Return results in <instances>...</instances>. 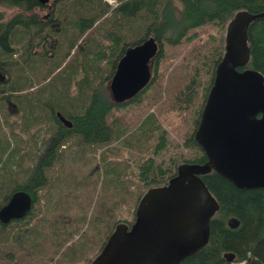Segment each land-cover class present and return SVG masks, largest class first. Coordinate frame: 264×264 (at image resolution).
Masks as SVG:
<instances>
[{
	"label": "trees",
	"instance_id": "1",
	"mask_svg": "<svg viewBox=\"0 0 264 264\" xmlns=\"http://www.w3.org/2000/svg\"><path fill=\"white\" fill-rule=\"evenodd\" d=\"M59 1L63 2L56 15L59 24L68 11H75L69 21L72 30L59 31L56 25H50L52 17L39 16L35 11L41 6L38 0H0V7L19 8L7 17L0 8V68L8 72V77L0 81V119L8 125L5 129L0 124V206L19 189L28 191L34 201L24 217L0 221V264H75L87 254L95 255L116 223L129 221L119 219L117 213L135 195V183L139 199L148 187L163 184L174 175L178 163L206 160L193 133L215 65L224 50L225 26L238 9L255 12L264 8V0L56 3ZM134 22L138 27L131 31ZM103 23L107 26L102 40L87 51L89 69L81 62L82 76L75 75L72 65L71 72L58 77V86L69 98L70 111L51 93L53 101L60 105L58 109L71 120L70 127L62 123L52 104L48 114H42L37 110L36 98L23 99L22 91L48 80L62 63L60 59L53 67L44 65V73L18 72L19 60L7 59L14 52V45H20L23 56L42 52L50 63L53 58L44 48L67 57L84 40L90 41V34H95L96 27ZM205 23L214 28L207 35L208 46L198 56L195 69L172 105L178 111H192L191 125L181 137V144L189 149L188 155L175 150L167 155L168 132L154 111L139 115L131 124L126 111L107 121L112 109L137 107L148 96L160 98L164 74L161 64L167 54L164 46L193 40L198 35L196 28ZM150 35L159 42V49L151 59L149 82L129 99L115 102L107 79L125 48ZM248 39V65L264 74V16L250 23ZM35 46H40V50ZM86 47L85 43L83 51ZM106 71L108 74L102 76ZM23 105L27 109L20 108ZM15 107L22 110L19 128L12 116ZM70 137H74L71 144L61 148ZM55 162L70 165L60 177L58 172L55 174L56 183L46 174ZM78 163L86 169L76 166ZM200 176L219 208L211 218L207 243L179 264H264V188H239L214 170ZM231 216L239 219L237 227L228 226ZM229 251L235 253L231 261L223 255Z\"/></svg>",
	"mask_w": 264,
	"mask_h": 264
},
{
	"label": "water",
	"instance_id": "2",
	"mask_svg": "<svg viewBox=\"0 0 264 264\" xmlns=\"http://www.w3.org/2000/svg\"><path fill=\"white\" fill-rule=\"evenodd\" d=\"M263 16L264 8L238 9L225 26L224 50L193 133L206 160L182 161L165 183L148 187L138 200L132 223H116L90 264H179L204 246L219 205L201 174L214 170L239 188H264V74L248 65V28ZM158 49L152 35L125 48L108 85L115 102L147 85ZM5 78L0 69V81ZM56 114L66 125L72 124L60 110ZM33 203L28 191H14L0 206V221L24 217ZM239 222L235 216L227 219L232 228ZM223 255L231 261L235 253Z\"/></svg>",
	"mask_w": 264,
	"mask_h": 264
},
{
	"label": "rangeland",
	"instance_id": "3",
	"mask_svg": "<svg viewBox=\"0 0 264 264\" xmlns=\"http://www.w3.org/2000/svg\"><path fill=\"white\" fill-rule=\"evenodd\" d=\"M62 5L63 2L61 1L52 5L53 9L55 7V13L59 11ZM0 8L3 11L4 17L13 14L19 9L18 7L15 6H5V5H2ZM49 9L50 8L48 7V5L44 4L43 6L42 5L39 6L35 11L38 13L39 16L42 17L44 14L48 13ZM74 14L75 11L72 10L68 11L67 14L64 16V21H62L58 25V27L60 26L72 30V25L69 21L74 16ZM106 26L107 23H103L98 27H96L97 29L96 33L90 34V41L84 40L80 44V46L76 47V50L72 49L71 53L67 57L63 56L62 53L55 54V52H52L49 48H44L43 51H45L49 57L53 58V61H51L50 63L46 62V58H45L46 56L42 55V52L40 53V55L42 56H40L39 54H33L31 56H27L24 53L23 54L25 56H23L20 45L19 44L14 45L16 48L11 55L7 56V59L19 60L20 67L18 68V72L25 73L28 75H31L33 72L44 73L46 71V67H44V65H46L47 67L48 66L53 67L55 61H58L60 59L62 63V65L58 67L54 71V73H52L49 76L48 80L43 81L42 83L38 84V86H34L35 87L34 89L30 88V90L22 91L20 95L23 97V99H27L25 97L36 98V101L39 104L37 110L42 114H48V112L50 111L49 106L51 104L52 106H54L53 108H55L56 110H60L58 109L60 108V105L56 104L53 101L54 97L51 98V93H53L56 99L61 101L63 104L67 105L66 110L69 112L71 104L69 98L62 92L61 88L58 86V80L61 79V78L58 79V77L59 76L64 77L67 72H71L70 69L72 65H73L72 66L73 69H75L76 71L75 75L78 77L82 76L83 73L81 72V62L82 65L88 67L89 69V59H88L87 51L92 47H94V44L98 40H102V34ZM137 27H138V23L134 22L130 26V30L134 31ZM196 31L198 35L191 41H182L177 45L164 46V48L167 51V54L165 60L161 64V70H164V74L162 77V88H161L160 98L158 97V99L155 100L153 96H148L137 107L129 106L120 110L112 109L111 112L106 116L107 121H110L111 118L117 115L119 112L126 111L128 114L127 120H130V124H131L133 121L136 120V118L139 115H142L148 111H154L158 115L163 126L166 128L168 132L169 146L167 149H165L167 155L171 154L172 150H175L176 152H183L185 156H187L189 153V149L185 147L183 144H181V137L184 131L188 129L189 126L191 125L192 111L188 109H183L182 111H178L177 109L173 108L172 105L175 100V96L181 89L184 88V85L188 81L192 73V70L195 69V64L198 60V56L199 55L202 56L204 49L208 46V41L206 40L207 35L211 31H214V28L211 24L205 23L204 25L197 27ZM85 43L87 44V47L83 51V47ZM35 49L40 50V46H35ZM44 61L46 62L45 64ZM12 69L14 70V67ZM107 74L108 72L106 71L102 74V76H105ZM107 81H108L107 85H109L110 78H108ZM50 84L52 85L49 86ZM73 92L74 90L72 89L71 93ZM73 96L75 95L73 94ZM84 100L87 101L88 97H85ZM24 105L20 106V108L27 109V107L23 108ZM21 113H22L21 109L17 110L16 107L13 108V114H14L12 115L14 116L13 121L15 123H18V128L20 127ZM0 120H1L0 124L2 125V127L8 129V125L5 123V120L4 119H0ZM42 129L43 128H41L39 131L40 134L43 133ZM73 139L74 137L68 138L64 142L65 147H68L73 141ZM175 142H178L179 146H174ZM76 166H80L86 169V167L82 166L80 163H78ZM69 169H70L69 164H65V166H62L59 164V162L58 163L55 162L52 167L46 170V174L51 178H53L56 183L55 174L58 172L57 177H60L65 173V171H69ZM134 190H135V195L120 207L117 213V217L119 219L133 220L134 211L139 200L137 199L138 198L137 195L140 193V192L138 193L137 183H135L134 185ZM91 256L93 257L94 255L92 253L87 254L84 259L80 260L75 264H90Z\"/></svg>",
	"mask_w": 264,
	"mask_h": 264
},
{
	"label": "flooded vegetation",
	"instance_id": "4",
	"mask_svg": "<svg viewBox=\"0 0 264 264\" xmlns=\"http://www.w3.org/2000/svg\"><path fill=\"white\" fill-rule=\"evenodd\" d=\"M56 3V0H51V2H50V0H48V2H45V3H41V5L43 6L44 4H47L48 5V7L50 8L49 9V11H48V13L47 14H44L42 17L44 18V19H49L50 17H52V19H53V21L52 22H50V25H52V26H55L56 25V28L59 30V29H63V27L62 28H58V25H59V22H58V18L59 17H57L56 15L58 14V12L57 13H55V7H54V9H53V7H52V5H54ZM60 31V30H59ZM1 69V68H0ZM2 70H4V69H2ZM5 71V73H6V78L8 77V72L6 71V70H4ZM5 78V79H6ZM33 89H34V87H33ZM51 106V105H50ZM63 114V113H62ZM64 115V114H63ZM65 116V115H64ZM67 117V116H66ZM68 118V117H67ZM71 121V120H70ZM63 123V122H62ZM65 126H67V127H70V126H68V125H66L65 123H63ZM63 147H65V144H62L61 145V148H63ZM66 185V184H65ZM59 186V185H58ZM65 187V186H64ZM59 188L58 187H56V190H58ZM65 189H66V187H65ZM34 204V203H33ZM33 206V205H32ZM135 212V211H134ZM134 218V217H133ZM212 218V217H211ZM14 219V218H13ZM12 220V219H11ZM10 220V221H11ZM9 221V222H10ZM132 221L133 220H129V221H125L126 223H128L129 225L132 223ZM211 222V221H210ZM210 231H211V229H210ZM104 244V243H103ZM101 249V248H100ZM99 249V250H100ZM98 253V252H97ZM96 253V254H97ZM95 254V255H96ZM94 255V256H95ZM93 256V257H94Z\"/></svg>",
	"mask_w": 264,
	"mask_h": 264
},
{
	"label": "built area",
	"instance_id": "5",
	"mask_svg": "<svg viewBox=\"0 0 264 264\" xmlns=\"http://www.w3.org/2000/svg\"><path fill=\"white\" fill-rule=\"evenodd\" d=\"M107 1H109L110 3H113L115 0H107Z\"/></svg>",
	"mask_w": 264,
	"mask_h": 264
},
{
	"label": "bare ground",
	"instance_id": "6",
	"mask_svg": "<svg viewBox=\"0 0 264 264\" xmlns=\"http://www.w3.org/2000/svg\"><path fill=\"white\" fill-rule=\"evenodd\" d=\"M129 99V98H128ZM126 100V99H125Z\"/></svg>",
	"mask_w": 264,
	"mask_h": 264
}]
</instances>
